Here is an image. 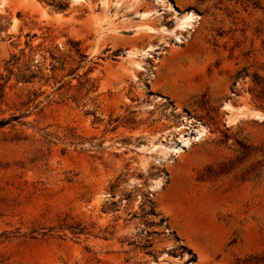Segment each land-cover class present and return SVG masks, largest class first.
Here are the masks:
<instances>
[{"label":"rangeland","instance_id":"374dc122","mask_svg":"<svg viewBox=\"0 0 264 264\" xmlns=\"http://www.w3.org/2000/svg\"><path fill=\"white\" fill-rule=\"evenodd\" d=\"M0 264H264V0H0Z\"/></svg>","mask_w":264,"mask_h":264},{"label":"bare ground","instance_id":"6f19581e","mask_svg":"<svg viewBox=\"0 0 264 264\" xmlns=\"http://www.w3.org/2000/svg\"><path fill=\"white\" fill-rule=\"evenodd\" d=\"M159 2L162 3L163 5H166L167 4V0H159ZM188 19L190 20V18H188ZM259 117H260L259 114H257L256 118H259Z\"/></svg>","mask_w":264,"mask_h":264}]
</instances>
